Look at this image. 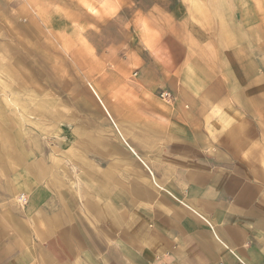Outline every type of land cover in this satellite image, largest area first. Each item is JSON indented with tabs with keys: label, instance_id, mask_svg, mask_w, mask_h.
I'll return each mask as SVG.
<instances>
[{
	"label": "crops",
	"instance_id": "obj_1",
	"mask_svg": "<svg viewBox=\"0 0 264 264\" xmlns=\"http://www.w3.org/2000/svg\"><path fill=\"white\" fill-rule=\"evenodd\" d=\"M150 7L80 156L0 153V264H264V0Z\"/></svg>",
	"mask_w": 264,
	"mask_h": 264
},
{
	"label": "rangeland",
	"instance_id": "obj_2",
	"mask_svg": "<svg viewBox=\"0 0 264 264\" xmlns=\"http://www.w3.org/2000/svg\"><path fill=\"white\" fill-rule=\"evenodd\" d=\"M155 1L0 0V153L16 157L3 160L14 172L19 156L65 157V146L80 156L99 89L121 75L125 53L115 48Z\"/></svg>",
	"mask_w": 264,
	"mask_h": 264
},
{
	"label": "built area",
	"instance_id": "obj_3",
	"mask_svg": "<svg viewBox=\"0 0 264 264\" xmlns=\"http://www.w3.org/2000/svg\"><path fill=\"white\" fill-rule=\"evenodd\" d=\"M162 95L166 96V94H162ZM21 199H22V200H21ZM19 200L24 201L23 196H20V197H19Z\"/></svg>",
	"mask_w": 264,
	"mask_h": 264
}]
</instances>
